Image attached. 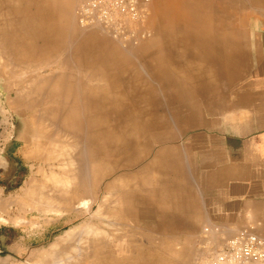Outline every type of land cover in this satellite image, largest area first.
<instances>
[{
    "label": "rangeland",
    "instance_id": "obj_1",
    "mask_svg": "<svg viewBox=\"0 0 264 264\" xmlns=\"http://www.w3.org/2000/svg\"><path fill=\"white\" fill-rule=\"evenodd\" d=\"M158 1L148 2L144 25L134 28L136 37L120 40L102 28L81 26L77 16L79 0H70V18L57 10L59 0H0V91L14 115L11 152L22 165L17 179L7 187L0 184V225L13 231L5 246L9 253H0V264L48 261L51 244L83 222L99 224L106 234L99 233L105 235L104 239L93 233L96 237L85 227L78 240L71 238L67 242L71 255L75 246L77 252L85 246L80 250L84 254L79 251L84 257L77 255L80 264H197L204 251V227L218 224L204 218L205 173L194 170L200 165L190 145L191 134L203 126V112L210 110L204 107V93L194 91L198 87L195 82L203 78L199 76L200 68L221 63L228 73L227 96L231 102L240 95L236 90L242 84L245 94L248 87L264 85V60L257 59L256 48L252 52L248 44L237 53V45L227 44L228 50L222 45V51L232 57L228 60L181 59L203 55L200 46L187 42L188 27L196 30L199 24H212L210 7L202 10L198 0H175L176 23L171 24L164 21ZM91 40L99 43L93 54L89 51ZM43 60L48 67L45 75L37 68ZM24 71L28 72L23 74ZM45 77L50 79L48 85L32 91L29 83L33 78L34 86L39 87ZM60 77L73 84L67 101L71 105L75 100L82 106L87 104L80 94L86 86L102 89L108 85L110 90V105L99 108L97 114H104L96 128L100 167H104V173L109 172L94 187L93 194L96 192L105 202L104 214L99 216L93 214L99 200L92 213L75 218L73 212H46L24 194L33 176L43 177L37 172L39 167L48 169L47 163L28 159L25 154L37 138L36 130L46 127L44 121L48 123L45 118L41 125L35 116L43 113L49 88ZM52 104L56 102L49 103ZM34 119L40 127L36 128ZM52 120L47 126L52 127L55 121L57 126L61 124L60 119ZM81 135L82 141L87 140L84 130ZM77 137L81 136H74L81 143ZM86 154L87 151L81 155L84 163ZM243 222L242 227L252 225L251 219ZM59 223L61 229L53 232ZM242 227L230 226L226 236ZM96 238L106 242L99 253L88 246ZM71 255L67 256L72 258Z\"/></svg>",
    "mask_w": 264,
    "mask_h": 264
},
{
    "label": "crops",
    "instance_id": "obj_2",
    "mask_svg": "<svg viewBox=\"0 0 264 264\" xmlns=\"http://www.w3.org/2000/svg\"><path fill=\"white\" fill-rule=\"evenodd\" d=\"M198 1L202 10L210 7L212 24L188 27L187 42L200 46L203 55L181 59L228 60L232 57L222 45H237V53L248 44L264 60V0ZM221 66L200 68L203 78L194 88L204 93V107L210 109L203 112V126L191 134L190 143L200 165L194 170L205 173L204 218L226 230L242 227L245 219L259 228L264 225V85L248 87L245 94L242 84L236 90L240 95L230 102L228 73Z\"/></svg>",
    "mask_w": 264,
    "mask_h": 264
},
{
    "label": "bare ground",
    "instance_id": "obj_3",
    "mask_svg": "<svg viewBox=\"0 0 264 264\" xmlns=\"http://www.w3.org/2000/svg\"><path fill=\"white\" fill-rule=\"evenodd\" d=\"M188 1L190 3H193L195 0H188ZM158 2H159L158 10L161 12L164 21H169L171 24L172 22H175L174 20L176 18L173 13L175 0H159ZM58 4L59 5H58L57 10L62 15H64L65 18H70L71 17L70 0H59ZM190 8H192V6H190ZM91 42H89V45H90L89 51H92L90 53L93 54L94 49H95L94 47H97L99 43L93 42L92 40ZM15 58L16 59L18 58V61H19V57L16 56ZM38 66L39 67L37 68L38 69L40 68L42 72L41 74L45 75L48 67L46 63L44 62V60L43 62L41 61L40 65ZM27 67L28 69L32 68L31 65ZM28 69L26 68V70ZM26 72L28 71H24L23 74ZM12 73L14 74V72ZM20 73L22 72L20 71ZM13 76H16V75H13ZM43 79L45 82H43V84H40L39 87H37V85L34 86L35 85L34 81H36V79L33 78V81L31 82L29 81L30 83L29 82L28 83H29V87L31 88V90L33 91L35 87L36 89L37 88L39 89V88H43V86L45 85H48L47 83L50 79H48V77H45ZM72 86L73 84H71L70 81L68 80L64 81L62 77L58 78L54 82V84H52L49 88L51 90V93L48 94L49 97L46 98V101H45L46 106L42 110L43 113H40L39 115L37 114L35 116L37 119V122L40 121L41 125L45 118L49 119L48 123H50L52 119L53 120L60 119L61 124L60 125L58 124L59 126L58 127L57 121H55L56 123L55 124L53 123L54 127L53 125L52 127H49L47 126L48 123H46L47 121L46 120L44 121L45 123L43 122L44 125L46 124V127L45 126L40 127L41 126V125L39 126L40 123L37 124L36 119H34L33 122H35V125L37 124L36 128H38L39 126L43 130L39 131L40 128L36 130L35 138L36 137L37 138L34 139L32 145L28 146L29 148L30 147L32 148H30L31 151H28V154L26 153L25 156L28 155V159L30 158L37 159V160H40L41 162L47 163L48 169L43 168L44 165L39 167V171L37 172H40L43 177L41 176L42 178L40 179V178H36V176H33L27 182V188L24 189L25 190L24 194L26 195V197H29L30 199H32L35 203L40 204L41 209L45 210L46 212H54L59 215L64 212H69V213L73 212V213H76L75 218H77L86 213L90 214L93 212V206L99 200L98 195H96L97 193L95 192V194H93L94 187L101 181L102 178L105 177L106 174L109 173V172L104 173L103 172L104 167L103 168L100 167L101 159L99 156L100 153L98 151V134L99 133L97 132L96 128L102 123L99 120H101V118L102 119L104 118V114L103 116L97 115L99 108H102L105 106L108 107V105H110V102L112 101V98L109 92L110 91L109 88L107 89L108 85L107 86L104 85L105 88H102V89L99 87L100 90L99 88L97 89L98 86L96 85H95L96 87H94V85L90 87L86 86L87 88L86 89L84 88L85 89L84 91H80V94L84 96L85 100L87 101V104L82 106V103L79 104L77 103V100H75V103L71 105L67 101L69 98L68 95L71 91V88H73ZM64 88H66V90H64ZM52 101L56 102V104L49 105V103ZM16 102L17 101H15L14 103L16 104ZM51 124L52 123H50V125ZM83 130L85 131V134L87 136V140L85 141H82V139L84 138L81 135V131ZM74 136H81L77 138L78 140L82 138L80 139V141H82L83 143L82 142L79 143V141L75 140ZM80 144H83L82 145L84 147L83 150H82L83 147L79 146ZM75 148L78 149V152ZM85 151H87V154H86L87 163H84L83 161H81V158H82L81 155H83ZM81 162L82 164L80 165ZM104 162L102 161V164H106L107 160H106V163ZM83 163L86 164L84 168H83ZM109 166H111V163H109ZM95 189H97V186ZM104 198L105 197L103 196V199ZM104 203L105 202H103L102 200H99L97 210H95L96 212L93 213L94 216L95 215L97 216L98 214L101 215V213L104 214V212H102V211H105L103 210ZM42 205H45V208ZM111 215L113 216V214ZM2 221L5 222L8 220L3 219ZM72 221H74V219H70V222ZM83 223L82 224L80 223L81 225L79 224L78 226L75 225L67 232L65 231L66 233L64 232L62 236L60 235V237L57 238L56 242L51 244L48 261L46 262L42 261L43 263L39 261L35 264H80V262H78L79 260L77 258V255L78 257L80 256L79 253L83 252L80 250H82L85 246L83 247L81 245L83 248L82 249L79 248L80 252L79 251L77 252L78 248L77 246H75V249L73 250V253L71 255V253L69 251L67 252V249H66L68 248L67 242L71 238L76 240L77 237H79V235L81 234L80 231L83 228L85 229V227L90 234L95 233L96 235H99V236H100L99 233L106 234L103 231V229L99 226V224L97 223H94V224L92 222L90 223L85 222L86 224H83ZM83 231L84 230H82L81 232ZM99 236L98 238H100L101 236L104 237L105 235H101L100 237ZM90 237H92V235ZM103 241L101 239L96 238L92 240L91 242L92 246L89 245L87 241L86 243L88 244V246H90V248L93 247V251L95 253H99L101 252V250L105 248L104 243L106 242L105 241L103 242ZM59 247H61L60 250L58 249ZM90 248H88V250ZM93 251L91 252L93 253V256H94L95 253ZM67 253L70 254L72 258H70V256H67L68 255ZM87 253L89 254V251ZM83 254H81L80 257H82ZM88 259L89 258H87L86 261H88Z\"/></svg>",
    "mask_w": 264,
    "mask_h": 264
},
{
    "label": "built area",
    "instance_id": "obj_4",
    "mask_svg": "<svg viewBox=\"0 0 264 264\" xmlns=\"http://www.w3.org/2000/svg\"><path fill=\"white\" fill-rule=\"evenodd\" d=\"M150 0H79L78 21L83 27H99L115 38L134 39V28L143 26ZM220 225L206 226L204 251L197 264H264V225L242 227L226 236Z\"/></svg>",
    "mask_w": 264,
    "mask_h": 264
},
{
    "label": "flooded vegetation",
    "instance_id": "obj_5",
    "mask_svg": "<svg viewBox=\"0 0 264 264\" xmlns=\"http://www.w3.org/2000/svg\"><path fill=\"white\" fill-rule=\"evenodd\" d=\"M12 142V141H11ZM11 142L9 144H11ZM4 156L7 160V164L4 168L0 170V184H5L6 187L10 185L14 179H17L22 171V165L16 155L11 152V145L5 148ZM60 224V223H59ZM61 229V224L59 227H55L53 232H57ZM13 231L7 227H2L0 225V253L7 254L8 249H6V243L9 242ZM35 244V241L33 242Z\"/></svg>",
    "mask_w": 264,
    "mask_h": 264
},
{
    "label": "water",
    "instance_id": "obj_6",
    "mask_svg": "<svg viewBox=\"0 0 264 264\" xmlns=\"http://www.w3.org/2000/svg\"><path fill=\"white\" fill-rule=\"evenodd\" d=\"M15 123L14 115L8 109L4 95L0 91V170L7 164L4 156L5 148L14 138Z\"/></svg>",
    "mask_w": 264,
    "mask_h": 264
}]
</instances>
